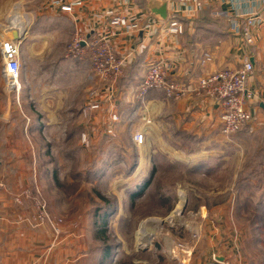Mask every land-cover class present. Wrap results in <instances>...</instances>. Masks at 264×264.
<instances>
[{"label":"crops","instance_id":"obj_1","mask_svg":"<svg viewBox=\"0 0 264 264\" xmlns=\"http://www.w3.org/2000/svg\"><path fill=\"white\" fill-rule=\"evenodd\" d=\"M49 1L40 5L36 27L28 23L30 27L25 28L24 23L22 35L17 32L22 48L20 69L22 66L24 70L19 108L15 95L5 93L0 84V264H126L128 257V264H171L160 262L155 249L129 256L121 237L126 235V227L120 225L113 229L111 257L105 259V245L96 239L97 230L92 225L93 214L70 216L61 204H53L59 198L50 202L47 196L60 184L62 165L67 166L65 177L72 184L78 183V169H90L94 161L102 174L93 185L114 165L123 173L122 184H129L127 191L148 182L152 180V161L139 154L143 148L161 152L178 165L181 161L183 173L198 184L208 177L215 180L226 169L241 172L239 163H245L248 153L264 148V22L255 30L254 44L246 48L241 37L231 33L229 20L253 11L263 17L264 0H205L196 15L178 16L184 27L180 36L164 32L157 24L162 21L152 18L147 10L148 0H63V5L79 2L70 12ZM110 10L147 27L122 34L120 28L110 27L101 18ZM212 10L222 11L226 17H215ZM203 12L209 14L210 21L202 17ZM75 30L85 39L110 38L117 55L126 57L120 80L111 84L91 79L87 59L66 56ZM249 53L254 72L247 83L252 98L246 101V108L252 123L236 135H220L221 109L216 101L193 96L173 101L156 91L138 98L141 78L150 62H163L171 78L190 87L200 77L237 69ZM204 54L210 55L209 62H204ZM90 100L98 103L99 109L83 118L80 110ZM113 114L119 118L117 123L111 121ZM136 133L144 135L141 145L133 140ZM83 134L88 138L84 145L80 141ZM259 141L262 147L257 149ZM71 153L76 157H66ZM177 162L170 167L179 169ZM252 181L246 179L242 184ZM24 190L30 192L31 199L46 203L50 224H37L30 198L21 206L14 202V196ZM184 194L188 201H195L188 205V211L196 212L197 221V227L191 229L197 233V240L192 242L187 264H241L250 234L264 230L260 223L264 197L256 199L238 189L192 195L184 190ZM121 217L117 207L114 219ZM157 231L144 224L136 226L135 250L141 246L139 235L152 237ZM154 251L158 259L142 258Z\"/></svg>","mask_w":264,"mask_h":264},{"label":"built area","instance_id":"obj_2","mask_svg":"<svg viewBox=\"0 0 264 264\" xmlns=\"http://www.w3.org/2000/svg\"><path fill=\"white\" fill-rule=\"evenodd\" d=\"M77 1V0H75ZM166 2L167 17L160 24L164 32L169 36H180L184 27L178 20L180 14L191 17L199 13L205 0H157ZM129 3V0H126ZM52 6L59 7L62 11L70 12L72 6L79 2L63 5V0H51ZM211 14L215 17H226L225 13L219 10H212ZM237 19L229 20V29L232 34L241 37L243 47L250 48L254 44V33L258 25L264 22L261 13L250 12L236 16ZM107 24L112 28H120L122 34L134 31L145 30L147 25L140 26L137 21L130 20L126 16L112 10L102 16ZM20 41L7 36L0 40V59H1V78L3 90L7 94H14L16 104L19 108V94L21 86L20 77ZM66 56L78 61L87 59L88 72L91 79H98L102 82L115 84L124 76L126 57H119L113 43L108 36L92 37L85 39L84 35L75 30L73 33ZM204 62L210 61V55L204 54ZM254 72L252 56L246 54L241 65L237 69H223L218 72L198 78L190 87L182 82L171 78L168 67L161 61L150 62L146 65L141 78L138 91V98L143 99L147 92H160L166 99L180 101L193 96L197 99L216 101L221 109L219 133L225 138L236 135L252 123V115L246 108V101L252 98V92L247 90L248 79ZM99 109L98 103L90 100L80 110V115L87 118L89 114ZM119 118L113 114L111 121L117 123ZM1 122V117H0ZM149 123V122H148ZM111 134V130H108ZM88 138L81 136V143L86 144ZM136 145H141L144 135L136 133L133 136ZM31 199L30 192L24 190L14 196V202L21 206L23 201ZM34 210L36 211L37 224L40 222L51 223L46 203L40 199H31ZM61 222V219L57 221ZM197 238V233H193ZM161 247L164 258L167 262L176 264H187L188 258L192 254V247L173 241L169 237L162 236L161 243L156 242ZM193 246V245H192Z\"/></svg>","mask_w":264,"mask_h":264},{"label":"rangeland","instance_id":"obj_3","mask_svg":"<svg viewBox=\"0 0 264 264\" xmlns=\"http://www.w3.org/2000/svg\"><path fill=\"white\" fill-rule=\"evenodd\" d=\"M46 1L47 0H0V40L10 36L12 31H16L22 35L20 32L24 23L25 28L26 26L29 28L31 24L36 27L39 23V19L41 18L40 16L38 17V13L41 10L39 7L42 2L45 3ZM20 56L22 57V48H20ZM23 72L24 70L21 66V77H19L18 81L21 89L23 87ZM38 75L39 74H36V76ZM0 84L2 85V89L4 83L1 78V59ZM250 144L254 145V142ZM255 145L257 146V149L262 147L260 141L256 142ZM257 151L258 150L254 153H248L247 157H245V163H239V167H243L241 172L235 174V172L231 173L229 169H226L220 175L217 174L218 177L216 176L215 180L208 177L204 178V181L198 184L191 182L189 176L183 173V169L180 167L181 161H179L180 164L178 165L177 161H171L170 158L168 159L166 155L161 152H154L150 148H143L141 151L142 153L139 154L142 157H146L147 155L149 160L152 161L151 189L146 198L134 203H131L127 199V192L124 196V190L126 189L125 191H127L129 184H122V178H124V176H122V171L116 167L117 165H114L110 169L106 170L104 173L106 176L96 185L81 179L77 184L69 183L66 180L68 175L67 166L62 165L59 166L58 171L60 184H56L55 188L49 192L47 200L53 202V198H55V200L59 198V201L53 202L54 205L61 204L63 210L69 213L70 216L75 217L77 215L78 217L83 218L86 212L100 206L96 193L100 194L110 203L116 204L118 209H120L123 214V217L120 219L124 218L119 221L118 219H114L109 222L108 226H110L111 229L108 234L110 238L112 236L114 237L113 229L115 227L118 225L125 226L127 233L121 237L123 243H125L126 248L128 249L127 251L129 256L135 257L138 252H150L149 249L152 251L155 249L158 253L159 261H162L163 263L166 259L163 256L162 249L160 246L155 244L158 240L161 243L162 236L165 235V237H169L173 241H178L182 244H186L187 246H192V242L197 240L191 232L193 227H197V221L195 219L196 212L192 214L188 211V205H193L195 201H188L186 198L187 194L183 195L184 190H187L188 193H191L192 195L216 190L229 193L231 190L236 191V189H238L240 192L256 197V199L264 197V174L262 176H260L261 174L258 175L260 172L257 168V163L259 161ZM172 162H177L175 164L179 167V169H172V167H170ZM86 169L87 167H85L81 172L84 173ZM78 170L80 171L81 169ZM246 179H252L253 181L250 185L247 184L245 186L242 183L246 181ZM174 196L175 198H173ZM123 198L126 199L123 200ZM180 204L182 206L178 219L173 216ZM48 217H50V215H48ZM43 223L46 222H40V224ZM260 223L264 228V219L260 220ZM47 224L49 223L47 222ZM142 224L147 227H156L158 231L152 237L149 236V240H147L145 234L139 235L138 239L141 241V244L144 245H141L138 250H135V246L133 244L137 237L135 229L136 226H140ZM250 235L251 239L247 243L246 249L242 250V254L240 256V258H242L241 264H264V230L259 231L256 229ZM115 238L117 239L118 236L116 235ZM153 242L155 243L153 244ZM111 243H113V240ZM155 251L152 256L149 255L147 258H142L147 260L150 258L158 259ZM128 259L129 257L127 258V261ZM127 261L125 262L126 264L129 263H127ZM148 263L150 264V262Z\"/></svg>","mask_w":264,"mask_h":264},{"label":"trees","instance_id":"obj_4","mask_svg":"<svg viewBox=\"0 0 264 264\" xmlns=\"http://www.w3.org/2000/svg\"><path fill=\"white\" fill-rule=\"evenodd\" d=\"M145 1V0H144ZM145 3V2H144ZM202 17H204V19L210 21L209 19V14L206 12H203ZM204 25L206 24L207 21H204ZM1 123V122H0ZM258 155V163H257V168L259 170L261 174L260 176H262L264 174V165H262V162L264 161V148H262V150L258 151L257 153ZM66 157H76L75 153H71V154H66ZM96 163L95 161L92 162V164L88 167H90V169H86L84 173H82L81 171H79V173L76 174L75 179L78 180V182L81 180L89 182V183H93V181H96V179H98V176H100L102 174V169H97L99 167H95ZM95 167V168H94ZM93 168V169H92ZM151 180L149 179L148 182H144L143 184L137 185L133 188H131L130 190L127 191V199L131 202H139L141 200H143L144 198H146L150 192L151 189ZM146 189V192H145ZM96 197L98 199V202L100 203V206L95 207L93 210H91L90 212L93 214L92 217V225L95 226L97 232H96V239L98 241H100L102 244L105 245V247L103 246L102 252H104V254H106L105 259H108L110 256V252L111 249L109 246L111 243L112 239L110 238V236H108V224L110 221H112L114 219V216L117 212V206L116 204H112L110 203L107 199H105L104 197H102L100 194L96 193ZM257 207L260 206V204H256ZM123 219V218H122ZM122 219H118L122 220ZM121 226V225H120ZM125 227V226H124Z\"/></svg>","mask_w":264,"mask_h":264},{"label":"water","instance_id":"obj_5","mask_svg":"<svg viewBox=\"0 0 264 264\" xmlns=\"http://www.w3.org/2000/svg\"><path fill=\"white\" fill-rule=\"evenodd\" d=\"M147 10L150 12L152 18L159 21H164L167 17L166 2L157 1V0H148L147 1ZM13 39L18 40V33L16 31L11 32ZM8 112L4 119L7 118ZM220 262L223 261L221 257L217 258Z\"/></svg>","mask_w":264,"mask_h":264},{"label":"bare ground","instance_id":"obj_6","mask_svg":"<svg viewBox=\"0 0 264 264\" xmlns=\"http://www.w3.org/2000/svg\"><path fill=\"white\" fill-rule=\"evenodd\" d=\"M181 204L177 207V209H176V211H175V213H174V216L173 217H175V218H178L179 217V215H180V210H181ZM179 219V218H178ZM171 223V222H170ZM149 236H151V235H147L146 237H147V240H149ZM142 237V236H141ZM144 238V237H143ZM142 240V239H141ZM144 240V239H143ZM146 240V239H145ZM140 241V240H139ZM140 243H141V241L139 242V244L138 245H140ZM142 245V244H141ZM143 246V245H142ZM141 247V246H140Z\"/></svg>","mask_w":264,"mask_h":264}]
</instances>
